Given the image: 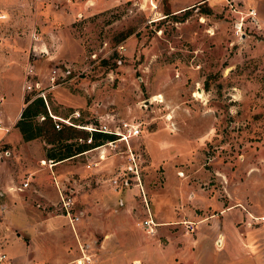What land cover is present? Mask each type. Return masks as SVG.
Here are the masks:
<instances>
[{"label":"rangeland","instance_id":"obj_1","mask_svg":"<svg viewBox=\"0 0 264 264\" xmlns=\"http://www.w3.org/2000/svg\"><path fill=\"white\" fill-rule=\"evenodd\" d=\"M181 3L0 0V123L20 137L0 140V159L14 169L5 205L15 211L0 214V264H75L82 251L90 264H173L177 252L174 263H192L200 225L181 212L195 206L184 196L192 190L235 204L238 223L264 222L254 218L264 214V0H199L176 11ZM48 111L80 126L139 121L140 132L125 143L55 127ZM21 126L39 134L23 139ZM167 141L173 164L148 148L162 155ZM69 153L59 169H38ZM26 163L35 170L22 172ZM42 178L54 196L39 192ZM158 207L176 220L157 225Z\"/></svg>","mask_w":264,"mask_h":264},{"label":"crops","instance_id":"obj_2","mask_svg":"<svg viewBox=\"0 0 264 264\" xmlns=\"http://www.w3.org/2000/svg\"><path fill=\"white\" fill-rule=\"evenodd\" d=\"M178 1L182 3L175 6L176 8L174 9L176 11L181 9L182 10L187 9L195 1H199V0H186V1L178 0ZM8 130L9 129L4 131L1 129L0 140L1 139L9 140L10 142L13 143L17 140V138H20L19 135H17V133L7 134ZM133 137L138 138L137 136H133ZM165 144L166 146L162 147V149H164L166 153H162V155H160L159 153L157 154L153 149V145H150L149 143H148V148L153 152L152 158L154 160H156V158L153 157L155 155L157 158H159L161 164L167 159H169L171 164H173L175 160H178V156L176 154H169L170 153L169 150L173 149V147H171L170 141H167ZM168 144L170 145L168 146ZM4 151H6V153ZM3 154L9 155V150L4 149ZM70 156H72V154ZM68 157L52 160L50 161L49 164L44 165L43 167H39L38 169L39 170L42 169L44 172H47L48 168L50 171L52 170V168L59 169V164L64 160H66V158ZM47 158L48 160L52 159L50 157ZM5 160L0 159V184L1 185L4 184L6 186V189L0 191V194L3 197L1 198L2 203L0 204V208H1L0 214L3 219L7 218L8 216L14 217V213H15L14 210L13 212H11L12 210H9L8 206L5 205L8 202V200L9 199L11 200L13 197V191L9 189V186L10 184H12V181H14V174H12V172L14 173V169L9 170L8 172L7 167L9 168L10 164L6 163ZM167 166L169 167L170 165L167 163ZM21 169L22 172L25 170L26 171L35 170V168L34 170H32L29 163L22 164ZM174 171L177 175L179 170L174 169ZM41 175L44 174L42 173ZM37 176L39 175H37L36 173V175L33 177L31 176V178H33V180L37 182L36 181L38 179ZM45 181L46 179L42 178L43 185L46 187L44 189L40 188L39 192H41L46 197L54 196L55 192L53 190V187L46 185L45 183L47 184L49 183ZM191 192L186 191L185 194L183 192L182 194H184L185 197L187 195L189 198L188 200H192V204H195V206H190V207L193 209L197 208L198 210H200L199 215L188 213L187 210L191 208L182 209L183 211L181 212L184 213L186 211L185 213L188 214V216L190 217L187 219L196 221L197 223L196 226L200 225V228H198V230H201V232H198L197 230L194 236L191 237L189 243L190 244L189 250L190 253H192V263L188 262L189 264H239V257L242 258L243 256H246V258L251 261L250 264H264V226H263L264 222L254 225L252 224L250 225V223H246L250 226L244 225L242 222L238 223L239 220L243 219L242 218L243 213L238 207H236L235 204H227L223 206L222 203H220V201H218L214 196L207 194L205 191L198 192L192 190ZM26 193L28 195V198L29 196H33V192L28 191ZM153 196L157 197L158 195H152V197ZM22 206L24 209L31 208L32 211L30 213L26 211L30 216L34 214V210L30 206V204L26 203L25 205ZM162 211L164 212L165 210L159 207L155 209L153 208L152 219H155V223H157V225L170 224L176 220L177 217H165L162 214ZM27 213L26 216L28 215ZM29 221L31 220H27V222ZM142 242L143 240L139 238L138 240L139 245H142ZM145 242H146L145 245H149L151 250L152 247L154 248L151 241L149 242L150 244H148L147 241ZM196 251H197V256L194 254ZM177 253L176 255L173 254L172 257L174 262H175L174 258L178 260L177 259L178 257H175L178 256ZM137 259L140 260V258L138 257H134L131 260L135 262ZM174 262L173 264H181L180 262L179 263H174ZM182 264L185 263L182 262Z\"/></svg>","mask_w":264,"mask_h":264},{"label":"built area","instance_id":"obj_3","mask_svg":"<svg viewBox=\"0 0 264 264\" xmlns=\"http://www.w3.org/2000/svg\"><path fill=\"white\" fill-rule=\"evenodd\" d=\"M54 72H55V68H53L52 71H51V76H52L51 78H54V76H55L54 75ZM48 114L52 118H54L55 120H58V121H55L54 122L55 127H59V125H61V122H63L65 124H70V125H73L75 127L85 129L82 126L79 127L78 124H74V123L70 122L68 120V118L57 117L56 115L51 114L49 111H48ZM40 118H44V115H41ZM85 125H88L90 127V128H86L85 130L88 131L91 134L93 132L102 133V134L103 133L112 134L117 139L123 140V142H126V143L128 141L127 138L136 136L140 132V122L139 121H132V122L121 121V124H119L117 126V129H110V128H108V125L106 124L105 121H102V122L101 121H98L96 123H87ZM0 129L6 131L8 129V127L7 126H3L0 123ZM107 142H110V141H107ZM103 144H98V145H96V147L97 146H100V145H103ZM4 152L6 153V151H4ZM22 185L23 186L24 185H27V181H23L22 182ZM61 199H62V205L65 208V214L68 216L69 219H72L71 216H70L69 210L67 209V206H65V205H68L69 201L67 199H63V197H61ZM75 218H77V217L75 216ZM254 218H258L259 220H263L264 221V214L259 215V216H256ZM149 220L150 219H146L145 222L148 224L149 223ZM1 258H2V255H0V259ZM73 262L75 264H90L92 262L91 253L83 252L82 251L81 254L77 258L74 259ZM62 264H70V263L69 262H63Z\"/></svg>","mask_w":264,"mask_h":264},{"label":"trees","instance_id":"obj_4","mask_svg":"<svg viewBox=\"0 0 264 264\" xmlns=\"http://www.w3.org/2000/svg\"><path fill=\"white\" fill-rule=\"evenodd\" d=\"M33 101V100H32ZM32 101H30L29 103H27L26 104V106L23 108V110L21 111V114H20V118L22 119V118H24V115H27V114H31V103H32ZM35 101H39L41 104H42V100H41V98L39 97V98H36V100ZM43 105V104H42ZM41 110L45 113V110H44V108L42 109L41 108ZM46 116H44V118H45ZM48 118V117H47ZM21 135H22V138L23 139H29V138H32V137H34L35 136V134L37 135V134H39V132L38 131H34V130H26V129H24L22 126H21ZM38 132V133H37ZM102 135H104V136H110V134H107V133H103ZM79 150H81V149H79ZM70 154H72V153H69V154H65V155H62L61 157H58L57 159H61V158H64V157H67V156H69Z\"/></svg>","mask_w":264,"mask_h":264},{"label":"bare ground","instance_id":"obj_5","mask_svg":"<svg viewBox=\"0 0 264 264\" xmlns=\"http://www.w3.org/2000/svg\"><path fill=\"white\" fill-rule=\"evenodd\" d=\"M153 99H154V98H153ZM78 126L80 127V125H78ZM82 127L85 128V129H86V128H90L88 125H82ZM109 143H110V142H107V141H106L104 144H109ZM125 143H126V142H125ZM104 144H103V145H104ZM103 145L97 146L96 148L99 149L100 152H103V151H104V150H103ZM101 154H102V153H101ZM100 157L103 158V156H100ZM149 223H153L152 220H149Z\"/></svg>","mask_w":264,"mask_h":264}]
</instances>
